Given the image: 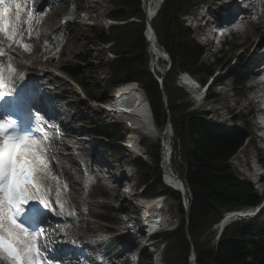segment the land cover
<instances>
[{
    "label": "trees",
    "instance_id": "trees-1",
    "mask_svg": "<svg viewBox=\"0 0 264 264\" xmlns=\"http://www.w3.org/2000/svg\"><path fill=\"white\" fill-rule=\"evenodd\" d=\"M111 3L113 11L109 14L110 19L117 22L138 21L110 28L108 35L94 36L98 41L113 43L112 52L116 59L109 65L111 78L106 87L113 89L137 83L149 100L156 123L162 128L168 121L171 123L184 163L183 173L179 175L192 195L186 221L182 196L162 182L160 143L151 147L149 152L155 168L142 159L135 161L138 184L146 187V196H153L163 188L178 203L181 222L175 234L166 240L165 262L189 264L193 249L196 264H264V224L258 226L256 221L235 223L224 230L218 244L214 245L216 234L212 228L222 220L223 211L256 207L261 198L250 185L239 181L228 165L250 136L243 132L226 131L205 120L199 113L190 111L192 104L188 96L176 85L181 72L197 74L203 81L208 77L207 72L200 68L202 49L192 41V32L182 21L183 16L193 10L195 0H165L152 22L160 46L172 60L163 88L149 69L142 0H111ZM218 64L225 65L221 59ZM80 75L75 74L74 79L78 80ZM232 76L237 90L242 93L244 77L240 74ZM159 77L162 78V75ZM83 83L81 87L86 97L102 103L107 101L104 92L97 95L89 89L85 80ZM182 100L188 103L182 105ZM92 118V135L106 138L111 143L123 139L118 126L103 124L98 115ZM82 123L89 124V120L83 116ZM106 213L113 221L111 213ZM119 247L118 243H114L109 250L119 251Z\"/></svg>",
    "mask_w": 264,
    "mask_h": 264
},
{
    "label": "rangeland",
    "instance_id": "rangeland-1",
    "mask_svg": "<svg viewBox=\"0 0 264 264\" xmlns=\"http://www.w3.org/2000/svg\"><path fill=\"white\" fill-rule=\"evenodd\" d=\"M52 2H56L58 5V8L55 10V13L53 14H49L47 16H45V14L48 12L49 7L48 5L43 7V8H37V7H33L32 8V19L35 21L31 22V25L34 27V31H44L45 33L49 34L50 31H47L44 29V25L45 23L52 21L53 22V30H56V28L58 27V22L59 19L62 16H67V14H71L72 11L74 10L75 7H79V9H86V7L92 6L93 10L87 14L88 16H91L92 18L96 19L98 21V23H106L105 20L108 19L109 14L111 13V11L113 10V7L111 5V0H90V2L88 3V0H51ZM95 2V3H92ZM213 0H209L208 3H212ZM197 8V7H196ZM197 10V9H196ZM195 10V11H196ZM203 10V9H202ZM205 10V9H204ZM259 22L254 25L251 26L250 28H252L251 30L245 32L242 36L241 39H239V41L237 42H232L230 43V45H228L227 47L224 48V51L218 55L215 60L218 62L219 59H222L225 63L224 66L222 65H217V63H213L214 59L211 56H206L205 53V57L203 58V61L200 64V68L203 69L205 72H210V69H212L211 73L219 70V74H222V81L226 84H228V86H232L233 83V78L230 76L231 73L233 72L232 70L236 68V66L233 63H230V65L228 64L230 61H234L240 57H242L241 55L244 52V48L246 46L245 43L247 42V44H251L253 46V42H255L256 44L259 43L260 41L264 40V37H258L259 35L255 32H253V29H257L256 31L258 32H263L264 31V8H261V13H259ZM61 20V19H60ZM191 21V20H190ZM191 32H192V41L195 44H198L199 46L200 43L198 42L197 39V35L198 32H196V29L192 27V21H191ZM31 25L28 26V28L30 29ZM28 30V29H27ZM105 28H98V29H92L88 26L85 25H80V22L77 20V23L72 25L71 28H69L68 32H67V37L70 41V45L69 47H73V53L70 54V56L68 57V62H66L64 65H61L62 68L60 70L57 71L56 68H54L53 66H51V64L49 63L48 66H44V67H39V65L37 66H33L31 65V60L27 57L25 58V64L28 65V67H34L35 71L34 74L37 75L39 74V70H41V68L46 69L47 71H51V75L53 74V76H58L61 79H64L67 81V87H66V91H67V99L62 102L60 104L61 108L65 111V113L68 115V120L71 123V127L74 128V130H76L77 132H79L75 137L70 136V138L67 139L68 142V146L70 149H72L71 147H74L73 144L71 143H83L86 146V151L85 153H81L80 155V160L79 161H83L85 158L87 159V161L89 162V164H92V155L93 153V149L94 146L96 147V145L99 143L100 144V148L98 150V154L97 157H102L103 153L107 158H110V160L112 161V164L114 166H118L120 168V174L124 173L127 178H129V180L126 183V186L131 190L132 193H134L136 196H138V192L134 191V188L136 187L137 183H138V179L136 176V170L134 168V166L132 165L133 163V155H131L130 153H128L127 151H125L122 147H123V143L120 145H115V147L111 146L109 142H107L105 139L100 138L99 136L96 135H92L98 139H96L97 141H94V138H92L90 136L91 134V124L90 122L92 121V116L93 115H98L100 117V119L102 120L103 124H107L110 122V119H108L107 117H105L106 115L103 113L102 110H99L98 107H95V105L92 103H88L87 101L84 100L83 96H81L79 89L77 88V85H70L69 82H79V84H81L83 86V81L85 80L86 85L89 87L90 90H92L93 92H95V94L97 95H101V93H105V97L107 99V102L111 101L112 95L114 94L113 89H109L106 86V82L110 79L111 77V73L109 72V67H108V63L110 62V60L112 59L111 56H109V52L107 50V47L102 46L101 41L96 40L95 38H93L94 36L96 38L101 37L102 34H105L106 32ZM59 39H60V34L57 35L56 37H54V40L52 41V43L54 44V47L56 49V51L54 52L56 55H58V53H60L59 49L57 50L58 45L59 44ZM261 43V42H260ZM259 43V44H260ZM261 48L264 47V42L263 44H260ZM40 46L41 48H43L45 46V42L42 40L40 42ZM202 47V46H201ZM48 49L47 51H42V53L44 54H38L39 60L40 61H46V59L51 58L52 54L49 52L50 48H46ZM255 56V55H254ZM256 57V56H255ZM250 58V56H249ZM14 61L21 63L22 60H20L19 58H17L16 56L13 58ZM149 60L151 62L152 60V55L149 56ZM244 65V64H243ZM159 68L160 70H165V68H167V62H165L164 60L159 62ZM221 66L223 68H221ZM81 74L80 78L78 80H75V77H72V75L74 74ZM157 74H159L158 72H156ZM197 75V74H196ZM63 80V81H64ZM250 85V83H249ZM248 87V85L246 86V88ZM231 88V87H230ZM229 88V89H230ZM243 91V90H242ZM229 95H225L224 97H222L221 95L218 96V99L216 100L214 105L208 104L206 105V107L211 110V116L208 118L209 120H211L213 123L222 125V121H220L218 118H220V115L218 114V112L216 113L215 110L216 108H219V105H222V108L227 105L229 108H234L235 107V101L236 99H238L239 102V106L237 107V109L234 108L235 110V115H237L238 120L236 124H233V120L230 122L228 121V123L230 124L231 128H237L240 130H245L246 128L244 127V122L245 120L242 118L244 116V114H247V111L244 110V106L246 105V101L248 99V93H246V89L242 92V94L240 93V95L238 97H236L235 99L232 97V93L229 91L228 93ZM238 94V93H237ZM245 95L246 99H243ZM98 102V101H97ZM182 105L188 103L187 100H182L180 102ZM205 107V108H206ZM81 110L82 115L78 116L77 112ZM192 109H190L191 111ZM237 110V111H236ZM234 115V114H233ZM232 115V116H233ZM84 118L88 121L89 120V124L88 123H82V118ZM218 117V118H217ZM60 123H62L63 125H66L67 122H63L60 118L57 119ZM169 122V121H168ZM227 122V121H226ZM170 123V122H169ZM248 124V122H247ZM250 124L252 126L251 128V134H252V138H253V143L249 142L243 150L246 151V154H241L239 153L238 156H236L234 158V160L232 161V168H233V172L234 175L242 180V181H248L249 183L252 184L253 182V174H252V169L250 168V164L248 163V160L250 161L251 156L255 155V150H254V146H256L257 148L262 149V144L259 142V135L256 131L255 128V121H250ZM122 129V128H121ZM123 130V129H122ZM164 131V128L162 127H158V137L154 138V139H146L144 140V147L147 150L148 154L150 152V148L153 146H156L159 143L160 140V136L162 134V132ZM126 131L123 130V132H121V135H123L124 137H126ZM66 136V135H65ZM75 138V139H74ZM80 138V139H79ZM93 142H96L95 144H93ZM175 144V150H176V155L174 156L173 162H172V168L174 171H176L177 173H183V160L182 158H180L181 156V150H180V144L176 142L175 136L173 138L172 141ZM56 149H59V153L61 154H67L68 156L73 155V150H66L63 151L62 147L59 144L55 145ZM242 151V150H241ZM243 152V151H242ZM241 152V153H242ZM245 156V162L242 161V159ZM242 157V158H241ZM243 162L242 163V167L245 169L244 171L246 172H241L239 169V165H238V161ZM149 163H151V166L153 168H155L154 164H152L151 161H149ZM94 169V167H93ZM115 173V172H114ZM119 181L118 179H116V181H113V189H100V187L95 186L94 187V197L95 199H88V200H82L85 204H93V203H98L99 208L96 210L97 214L103 215L104 216V210H102L103 207H109L112 204H119L118 201L115 200V197H119L118 192H117V187H118ZM253 185V184H252ZM254 186V185H253ZM262 186L264 185H259L257 187H255V189L258 192V195H261V189ZM103 193L107 195L106 200L102 199L100 196H98V194ZM158 196H164V198L166 199L167 202V206L170 210V214L171 217H176V219L178 220V222H180L179 220V213H178V203L176 201H174L169 195H167L164 192L163 188H160L157 193L155 195L152 196V198L154 197H158ZM95 223V227H99L102 230L106 228V225L104 223H102L101 221H99L98 219H94L93 220ZM178 224V223H177ZM83 230L86 232V230L83 228ZM214 231V230H213ZM82 232L80 230L77 231V234L82 235ZM190 238H188L189 240ZM120 254L119 252H116L115 255L113 256H108L105 255L104 258L106 260H111L113 261V263L116 264H122V263H127V264H139V261L142 260L143 263L145 264H152L153 261L152 259L149 257V252L153 249L155 250L156 247L152 248V249H148L143 251L142 247H137V253H138V257L136 258L135 254H130L128 255H124V243L125 240L124 239H120ZM190 241V240H189ZM98 255H104L106 254V246L103 245L98 249ZM136 259V261H135ZM165 264V263H163Z\"/></svg>",
    "mask_w": 264,
    "mask_h": 264
},
{
    "label": "bare ground",
    "instance_id": "bare-ground-1",
    "mask_svg": "<svg viewBox=\"0 0 264 264\" xmlns=\"http://www.w3.org/2000/svg\"><path fill=\"white\" fill-rule=\"evenodd\" d=\"M162 1L163 0H145L146 5L148 7V12H147V18L152 22L155 18L153 17L157 11H159V8L162 5ZM214 1H218L220 3V7H218V9L220 10L219 15L222 16L220 18V20L222 18H225L226 21H235L236 20V15H235V11L233 8L235 7V5L239 4L237 2V0H214ZM39 2L43 5L45 3H49V10L48 13L45 15H49V14H53L55 13V10L58 8V5L56 2H49V0H39ZM90 2V0H88V3ZM95 3V2H92ZM36 0L33 1V5H36ZM93 9L92 6L86 7V9H81L83 10L85 13L89 14L90 10ZM217 9V11H218ZM215 8H209L208 11L206 12L205 16L204 14L202 15V20L205 21L207 20V26H209V18H211L213 15H215ZM258 13H261V8L260 6L256 9ZM74 16V15H73ZM80 25H84V18L83 15H80ZM31 23V22H30ZM33 23V22H32ZM67 27L69 26V23H67L66 25ZM206 26V27H207ZM53 27V22L49 21L47 23H45L44 25V29H52ZM252 28H250L251 30ZM257 29H253V32L257 33L259 36L258 37H264V31L263 32H257ZM61 31L60 29L55 30L52 33V36H49L48 34H46L44 31H36L33 35V37L30 38L31 41L35 42V49L32 52H25L27 57L31 60L32 65L33 64H41L44 66H48V64L50 63L51 66H53L54 68L58 70H60L62 68L61 65H64L66 62H68V57L70 56L71 53H73V47H69L70 45V41H67V43L64 45L63 47V53L60 57L57 58H53L51 61H40L39 60V55L42 52V49L40 48V41L41 40H45V41H52L53 36H56L57 33ZM148 36L151 38V55H152V59H153V63L155 66L159 67V62L162 60H165L164 55L165 53H163L162 50H160L158 48V44L156 38L153 36V34L149 31L148 32ZM261 42V43H260ZM260 44H263V41H260ZM253 46L250 44H247V42L245 43L244 46H246L244 49V57H246L247 54H255L259 48V46H261L260 44H256L255 42L252 43ZM21 55H23V51L20 50L19 52ZM10 60V58L8 59ZM222 60V59H221ZM261 61H264V57H262L261 59L258 58H250V61H248V68H253L254 66H256L257 64H259ZM22 67V69L28 71V72H33L35 70L34 67H26V66H20ZM212 70V69H210ZM261 70V69H260ZM259 70V71H260ZM47 71V70H46ZM45 73V72H44ZM46 76L50 77V83H51V89L52 91L48 92V96H50L52 100L54 101H64L66 99L67 96V91H66V87H67V83L63 80H61L60 78L53 76V74L51 75V71H48L45 73ZM257 74V73H256ZM256 74H252L254 76H252V79L254 80L255 78H257ZM33 81V79H29L26 80V83H31ZM219 81H221V79H219ZM224 86H228L226 85V83H224ZM254 89H258V85L253 87ZM252 90V89H251ZM220 93L222 92H226V90L224 88L220 89L219 91ZM54 93V94H53ZM64 99V100H63ZM120 102L122 104V106H125L127 108L133 109L131 111V114H127V115H117L115 112H113V110H111L110 112H106L108 114L109 118L112 119H117L120 122L124 123V122H130L132 124L131 127H127L129 130H131L129 133L130 135V140L135 139H154L158 137V130L156 128V125L154 123V119H153V115L150 109V106L148 104V101L146 99V96L143 92H141L139 89H137L135 87L134 84H127V85H122L120 86L112 95L111 101L108 102L110 104H112L113 107H115L114 105H116L115 103ZM134 102V103H133ZM133 103V104H132ZM135 103H137L136 105H134ZM105 112V111H104ZM80 113V112H79ZM58 117L64 122H67L66 125L62 124V128L64 127V133L66 136H64L63 139H58L55 138L54 142H56L57 144H59L62 147L63 151H66L69 148V144L67 142V139L70 138V136L75 137L77 136V134L79 132H77L76 130H74V128L71 127V123L68 120V115L62 110H60L59 114H57ZM171 131L173 132L172 129L169 128V130L167 131H163L161 134V138L163 139V166H164V176H165V181L168 185L172 186L173 188L179 190V191H183L182 189V185H181V179L179 177L172 176L170 174V170H172V153L171 151L173 150L172 147V141H173V136L171 134ZM74 138V139H75ZM80 139V138H79ZM74 146H77L81 153H85L86 151V146L83 143H71ZM100 144L98 143L96 145V147L94 146L93 149V157L97 159V154H98V150L100 148ZM71 150V149H70ZM135 151L139 152L140 151V146L138 143H136L135 146ZM243 151V152H242ZM240 153L241 154H246L245 150H242ZM58 152V153H57ZM51 155H57L58 157L61 156V160L60 158H56V160L54 161L55 164L51 165V169L54 170V166L55 165H59L58 167H60L61 170L55 171L56 174L60 173V171L66 170L67 171V167L64 166V162H70L73 165V176H77L80 177L82 175V172L76 168L78 166L77 162L74 160V158H72L71 156H68L67 154H61L59 153V149H56L54 147V143L52 145V148L50 150ZM132 154H134V151L132 152ZM239 155V157H240ZM242 158V157H241ZM245 158V156H244ZM100 163H105L106 158H103L102 161L97 160ZM84 167V166H83ZM104 169L106 171H110L109 177H104L103 173L100 172L99 170H95L94 173L96 174L97 177V184L105 187L107 189H113L114 185H113V179L114 177L116 179H118V181L123 185L126 184L127 181L129 180V178H127V176L122 173L120 174V168L118 166H105ZM115 172V173H114ZM76 183H78L76 181V179H73L71 181V184L69 186V189H66V186L59 182L56 179H48L47 183H46V187H45V191L51 195H57L59 197L60 200L64 201L65 203H69L70 205H74V207H76L75 210V214L77 213V215L81 218V225H86L88 227V230L85 232H83L82 235H79L77 233H74L73 235L78 239V240H89L90 236H94L95 234L99 233L102 231L101 228L99 227H95V223H94V219H98L99 215L97 214L96 210L99 208L98 203H93V204H85L82 200H83V193L81 190L78 189V185H76ZM125 188V186L123 187ZM101 194H98V196H100ZM165 201V200H164ZM164 215H163V220L161 221L162 227H163V232L164 231H168L170 230L171 224H170V219H169V215L167 214L168 211V206H165L164 209ZM235 218L234 217H224L222 219V224L221 225H228L230 224ZM220 225V226H221ZM219 228V227H218ZM218 230V229H217ZM130 238V237H129ZM135 239L131 238L125 241L124 243V255H130V254H136L137 251V247H139V244L137 242L134 241ZM100 247L97 246H91L88 248L89 252H90V260H95V258L99 259L98 255H96L98 253V249ZM139 264H145L143 263L142 260L139 261Z\"/></svg>",
    "mask_w": 264,
    "mask_h": 264
},
{
    "label": "snow or ice",
    "instance_id": "snow-or-ice-1",
    "mask_svg": "<svg viewBox=\"0 0 264 264\" xmlns=\"http://www.w3.org/2000/svg\"><path fill=\"white\" fill-rule=\"evenodd\" d=\"M0 4L5 5L0 11V32L14 34L13 23L6 18V0H0ZM19 22L18 13L16 27H19ZM4 87L0 71V101L5 97ZM45 151L46 148H42L40 140L34 138L31 132L22 133L19 130L17 121L7 116L0 119V253H7L16 264H33V257L40 255L36 237L42 230L37 228L29 233L21 218L44 219V210L39 204H30L29 201L41 199V188L48 180ZM28 154L39 163L29 159Z\"/></svg>",
    "mask_w": 264,
    "mask_h": 264
},
{
    "label": "water",
    "instance_id": "water-1",
    "mask_svg": "<svg viewBox=\"0 0 264 264\" xmlns=\"http://www.w3.org/2000/svg\"><path fill=\"white\" fill-rule=\"evenodd\" d=\"M142 5H143V12H144V14H145V17H146V23H147V25H148V28H149V30H150V32H152V26H151V23H150V20L149 19H147V12H148V7H147V5H146V2H145V0H142ZM153 36H155V34L153 35ZM158 46V48L160 49V50H162V48L159 46V44L157 45ZM166 59H167V61L169 62V63H172V60H171V58L168 56V57H166ZM166 73H167V71H165L164 73H163V80H164V78H165V76H166ZM162 169H163V167H161ZM170 174L173 176V173L170 171ZM181 183V185H182V189H183V191L185 190V184L183 183V181H181L180 182ZM184 201H185V203H186V205H187V207H186V210H185V219L186 220H188V216H189V199H188V195L184 192ZM224 226V225H223ZM222 226V227H223ZM222 229V228H221ZM186 234L188 235V231H187V229H186ZM188 238H189V236H188ZM192 254H193V256H194V258H196V254H195V252L192 250ZM193 264H195V261L194 262H192Z\"/></svg>",
    "mask_w": 264,
    "mask_h": 264
}]
</instances>
